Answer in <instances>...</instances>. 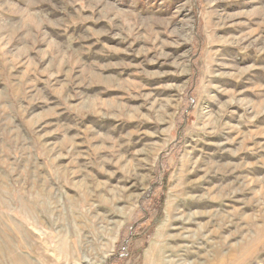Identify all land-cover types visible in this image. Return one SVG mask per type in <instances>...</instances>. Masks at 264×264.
<instances>
[{
    "label": "rangeland",
    "instance_id": "1",
    "mask_svg": "<svg viewBox=\"0 0 264 264\" xmlns=\"http://www.w3.org/2000/svg\"><path fill=\"white\" fill-rule=\"evenodd\" d=\"M0 264H264V0H0Z\"/></svg>",
    "mask_w": 264,
    "mask_h": 264
},
{
    "label": "trees",
    "instance_id": "2",
    "mask_svg": "<svg viewBox=\"0 0 264 264\" xmlns=\"http://www.w3.org/2000/svg\"><path fill=\"white\" fill-rule=\"evenodd\" d=\"M121 250L123 251V250H124V247H122V249H121ZM113 259H115V257H113V258H112V260H113Z\"/></svg>",
    "mask_w": 264,
    "mask_h": 264
}]
</instances>
